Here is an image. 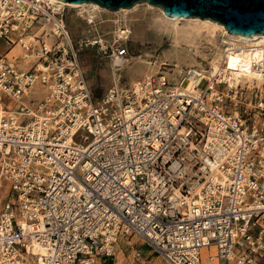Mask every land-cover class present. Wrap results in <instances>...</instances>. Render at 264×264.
Returning <instances> with one entry per match:
<instances>
[{"label": "built area", "instance_id": "1", "mask_svg": "<svg viewBox=\"0 0 264 264\" xmlns=\"http://www.w3.org/2000/svg\"><path fill=\"white\" fill-rule=\"evenodd\" d=\"M118 41L85 42L115 75ZM223 42L215 74L96 101L64 8L0 0V264H111L134 237L169 264H204L206 248L208 264H264V81L241 84L225 64L241 41Z\"/></svg>", "mask_w": 264, "mask_h": 264}, {"label": "rangeland", "instance_id": "2", "mask_svg": "<svg viewBox=\"0 0 264 264\" xmlns=\"http://www.w3.org/2000/svg\"><path fill=\"white\" fill-rule=\"evenodd\" d=\"M158 7L149 6L148 2H140L126 12L98 13L93 24H89L87 20L80 17L79 10L63 7L66 27L74 46L79 49L82 71L91 95L96 101L101 100L116 83L120 88L127 89L140 80L149 77L156 78L160 75L165 76L172 83H177L188 69L205 71L209 75L211 61L214 57L216 56L218 59V64L224 59L225 45L220 32L214 41L208 40L207 33H202L196 40V47L189 48L184 42L176 45L174 38L166 33L153 32L146 35L142 27V20L145 17H150L154 21L162 22V12ZM35 25L34 31L39 30L41 26ZM184 25L185 21H180L179 26ZM120 28L128 30L126 39H119ZM98 33L110 42L119 40V45L128 50V60L116 75L113 71V63L107 58H103L97 47L85 45L87 40H91ZM47 40L53 44L56 38L49 36ZM6 50L5 47L0 46V53H5ZM241 84L253 87V85H260L261 82L242 77ZM205 85L206 82H203L201 87ZM41 92V89L38 90L37 94L33 93L24 101L30 102L33 99H38ZM7 102L8 100H5V104ZM3 199H6L5 194ZM212 252L213 248L203 249L204 264H208V256ZM111 264L169 263L142 240L134 237L122 240L118 244L116 256L112 259Z\"/></svg>", "mask_w": 264, "mask_h": 264}, {"label": "bare ground", "instance_id": "3", "mask_svg": "<svg viewBox=\"0 0 264 264\" xmlns=\"http://www.w3.org/2000/svg\"><path fill=\"white\" fill-rule=\"evenodd\" d=\"M50 1L61 7H69L79 10L80 17H82L84 20H87L89 24L95 23V17H97L98 13H119L129 10L126 8H121L119 11H111L99 6L96 3H70L63 0ZM148 5L152 6L149 3ZM160 10L162 12V22L154 21L150 17H145L142 20V27L143 30H145L146 35L153 32L163 34L166 33L174 38V42L176 45L183 44L181 42H184L189 48L193 46L196 47V40L202 33H207V35L209 36L208 40L214 41L217 38L218 32H220L223 36H229L230 38L232 37L241 41V43H237L234 47L229 48V52L227 53L225 61L227 69L231 70L232 74H234L236 78L245 77L248 78V80H257L258 82L264 81V34L244 36L242 34L233 33L229 31L223 24L210 19L175 17L166 14L165 11L161 9V7ZM180 21H185V25L182 27L179 26ZM148 28H150L151 30H149ZM119 32L124 33L126 31L120 28ZM116 62L118 64H121L122 60L117 59ZM219 64L218 59L215 56L211 61L210 72L215 74L219 69ZM192 70L199 72L197 69ZM195 90L196 89H194L193 83L189 85L188 89L182 88V91L184 92H195ZM40 252L44 253L45 250L41 249Z\"/></svg>", "mask_w": 264, "mask_h": 264}, {"label": "water", "instance_id": "4", "mask_svg": "<svg viewBox=\"0 0 264 264\" xmlns=\"http://www.w3.org/2000/svg\"><path fill=\"white\" fill-rule=\"evenodd\" d=\"M70 3H96L111 11L133 8L148 2L175 17L210 19L229 31L252 36L264 34V0H63Z\"/></svg>", "mask_w": 264, "mask_h": 264}]
</instances>
